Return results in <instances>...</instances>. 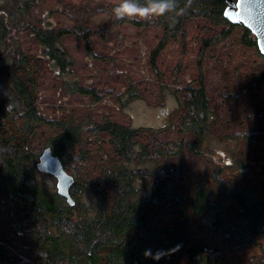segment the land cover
<instances>
[{
  "label": "trees",
  "instance_id": "16d2710c",
  "mask_svg": "<svg viewBox=\"0 0 264 264\" xmlns=\"http://www.w3.org/2000/svg\"><path fill=\"white\" fill-rule=\"evenodd\" d=\"M37 2L0 0V46L4 48L0 50V262L21 264L26 260V264H37L40 256H48L53 264L62 258L65 264H236L232 256L264 235V183L226 179L221 165L209 177L203 171H186L184 165L172 160L182 143L164 141L154 134L140 142L137 134L142 127L71 116L57 121L61 130L48 137L44 148L51 147L68 172L72 162L69 173L75 181L70 192L75 204L71 205L57 186L39 178L37 163L44 148L33 145V140L37 125L48 122L37 105L43 58L63 80L66 92L99 100L95 87L80 83L75 58L62 38L76 33L93 54L91 36L110 30V19L102 22L94 17L108 13L110 7L74 9L71 28H54L51 21L40 27L29 20L35 18L31 10ZM159 2L130 0L144 6ZM173 3L172 10L150 21L163 29V36L151 51L153 65L167 43L185 33L192 17L228 24L225 36L237 25L224 16L227 0ZM115 8L109 12L114 13ZM119 20L145 24L135 16ZM28 30L42 48L41 56L22 50L19 34ZM244 38L246 44L258 46L250 29ZM183 103L186 113L182 126L196 136L188 146L202 152L211 132L212 111L203 80L197 87L186 89ZM253 117L258 129L241 137L252 144L264 143V106ZM84 131L109 133L117 154L109 157L110 165L94 181L110 189L108 194L105 188L96 187L94 214L90 213L91 206L80 200L81 192L92 185L77 174L76 159H86L83 151L76 150Z\"/></svg>",
  "mask_w": 264,
  "mask_h": 264
},
{
  "label": "rangeland",
  "instance_id": "374dc122",
  "mask_svg": "<svg viewBox=\"0 0 264 264\" xmlns=\"http://www.w3.org/2000/svg\"><path fill=\"white\" fill-rule=\"evenodd\" d=\"M123 2L38 0L32 8L35 18L29 20L35 25L47 26L45 24L51 21L54 28H71L75 23L71 18L74 9L87 10L90 5L88 10L96 11L100 6L110 7L108 13H98L94 17L95 21L102 22L110 19V30L91 36L93 54L88 53L86 41L76 33L65 34L62 38L75 58L74 69L80 76V83L95 87L99 100L66 92L63 80L51 69L48 59L43 58L44 73L38 75L37 105L48 122L37 125L33 145L43 149L48 137L61 130L57 121L71 116L99 123L110 120L142 127L137 134L140 142H146L149 135L154 134L164 141L182 143L181 151L172 160L184 165L186 171H203L209 177L221 165L226 179L233 177L244 183L263 184L264 143L252 144L241 137L244 132L258 129L253 115L264 106V55L258 46L246 44L247 27L237 24L225 36L223 32L228 29V24L192 17L187 21L185 33L171 39L153 65L151 51L163 36L162 27L150 22L157 14L135 15L144 21L142 25L121 22L109 11ZM19 39L23 51L41 56L42 48L31 30L20 33ZM202 80L212 110L209 113L211 132L204 140L203 151L196 152L188 146L196 140L195 133L182 126L186 113L183 102L186 89L197 87ZM109 138L107 132L84 131L83 140L76 147L86 157L85 161L80 156L76 159L77 174L82 181L92 184L91 188L81 192L80 200L91 206V214L97 208L96 187H103L110 193L107 184H94L102 169L110 165L109 157L112 159L117 155ZM69 165L71 172L72 162ZM147 166L152 164L147 163ZM45 173L41 171L39 178L56 186V177ZM232 257L236 264H264V235L258 237L256 244ZM26 262L23 260L21 264ZM65 262L62 258L56 264ZM37 264L53 263L48 256H40Z\"/></svg>",
  "mask_w": 264,
  "mask_h": 264
},
{
  "label": "water",
  "instance_id": "95a60500",
  "mask_svg": "<svg viewBox=\"0 0 264 264\" xmlns=\"http://www.w3.org/2000/svg\"><path fill=\"white\" fill-rule=\"evenodd\" d=\"M224 16L232 23L243 24L257 39L260 52L264 55V0H227ZM37 167L42 172L53 174L57 179V190L64 195L71 205L75 199L70 188L75 178L62 163L60 157L53 153L51 147L44 148Z\"/></svg>",
  "mask_w": 264,
  "mask_h": 264
},
{
  "label": "clouds",
  "instance_id": "9594fccd",
  "mask_svg": "<svg viewBox=\"0 0 264 264\" xmlns=\"http://www.w3.org/2000/svg\"><path fill=\"white\" fill-rule=\"evenodd\" d=\"M173 7V0H160L159 3H153L148 8H140L134 4L129 3L128 0H124V2L120 4L119 7L114 9V13L117 19H122L125 16L131 17L135 15L147 17L152 13L163 15L165 12L172 10Z\"/></svg>",
  "mask_w": 264,
  "mask_h": 264
}]
</instances>
